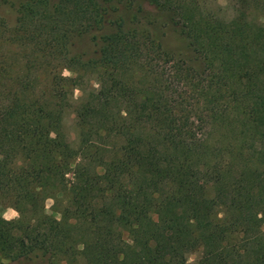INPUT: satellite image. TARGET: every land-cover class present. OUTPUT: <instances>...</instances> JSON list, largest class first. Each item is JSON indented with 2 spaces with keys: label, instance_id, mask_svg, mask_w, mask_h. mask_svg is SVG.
Masks as SVG:
<instances>
[{
  "label": "trees",
  "instance_id": "16d2710c",
  "mask_svg": "<svg viewBox=\"0 0 264 264\" xmlns=\"http://www.w3.org/2000/svg\"><path fill=\"white\" fill-rule=\"evenodd\" d=\"M211 2L17 0L0 19V264H264V0Z\"/></svg>",
  "mask_w": 264,
  "mask_h": 264
},
{
  "label": "rangeland",
  "instance_id": "374dc122",
  "mask_svg": "<svg viewBox=\"0 0 264 264\" xmlns=\"http://www.w3.org/2000/svg\"><path fill=\"white\" fill-rule=\"evenodd\" d=\"M17 4V0H0V19L5 23L7 29H11L15 23V13L14 8ZM213 8H220L223 10L224 16L227 17L230 14V10L228 8L227 0H212L210 3ZM157 23V31L155 32V38L160 43V46L163 51L177 54L183 53L185 50V46L183 41L178 38L175 33H173L167 26H164V22L160 17H156ZM85 41L82 38H78L74 40L72 47L69 49V54H74L75 52L82 51L85 49ZM63 76H68L69 73L67 71H62ZM79 95V91L73 92V99L75 100ZM126 100L131 103L133 109L138 115H141L143 111L147 108L148 104L142 100L135 99L131 96H125ZM75 105V104H74ZM73 113L71 110L64 115L62 126L63 132L66 136L68 142L74 146L76 144V130L74 127V119ZM17 128L14 126H8L1 130L2 139L9 140L16 133ZM3 155L0 152V160ZM50 205V201L45 202V209L47 212ZM0 216L6 220L13 219L16 214L13 210L9 208H1L0 207ZM125 238V234L123 235ZM199 257V252L194 251L190 252L186 255V264H195L196 260ZM0 263H4L3 260H0Z\"/></svg>",
  "mask_w": 264,
  "mask_h": 264
}]
</instances>
